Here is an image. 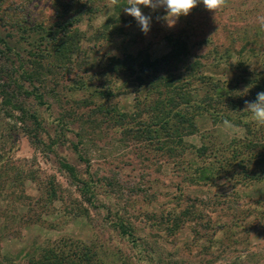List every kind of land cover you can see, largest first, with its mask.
Returning a JSON list of instances; mask_svg holds the SVG:
<instances>
[{
    "label": "rangeland",
    "instance_id": "1",
    "mask_svg": "<svg viewBox=\"0 0 264 264\" xmlns=\"http://www.w3.org/2000/svg\"><path fill=\"white\" fill-rule=\"evenodd\" d=\"M109 5L0 0V264L84 246L93 264H264L254 147L264 126L245 102H211L213 114L196 111L194 133L181 141L166 122L148 137L151 112L135 96L151 88L138 82L139 63L133 72L111 66L127 54L161 58L173 36L209 76L193 79L203 83L197 96L264 91V0H227L216 13L201 2L173 27L164 8L141 6L152 17L148 34L124 11L127 0ZM212 80L223 84L216 92ZM236 147L255 159L230 173Z\"/></svg>",
    "mask_w": 264,
    "mask_h": 264
},
{
    "label": "trees",
    "instance_id": "2",
    "mask_svg": "<svg viewBox=\"0 0 264 264\" xmlns=\"http://www.w3.org/2000/svg\"><path fill=\"white\" fill-rule=\"evenodd\" d=\"M0 41L3 40L0 38ZM168 44L171 47V50L161 58L151 59L146 56L138 62V57H133L131 54H127L123 61L114 58L113 65H111L116 72L121 73L123 69L130 70L131 72L135 71L139 63L141 75H138L137 77L138 82L139 84L146 86L148 84L151 88L143 94L138 93L135 96V103L140 105L145 112H151L149 119H152L153 121H148V125L145 124L146 128L144 129V131L149 132L147 133L148 137H155L159 129L164 128V122H166V126L169 125V136H176L181 141L184 135L194 133L196 127L194 122L195 115L203 112L211 113L209 107L204 106L206 103L212 104L211 102H214L216 104H221L222 106L231 105L237 107L238 105H242L249 97L257 95V91L255 93L252 92V95L249 96H247L245 92H230L231 95H225L224 93L219 95L207 91L204 96H197L201 85L206 83L205 79L209 78V76H207L208 74L204 72L200 62L194 61L187 63L190 52L188 47H186L184 40L172 36L169 37ZM24 74L31 82L39 79V76L36 77V75H38L36 73L25 71ZM193 79H199V81L201 80L204 82H201L198 86H191ZM212 81L213 90L216 92L223 84L218 81ZM258 85L261 84L259 83ZM258 85L256 86L258 87ZM171 91L174 92V94H171ZM191 91L194 92L192 93ZM3 92L6 94V100L11 103V99L7 96L6 89H3ZM155 94H157V97L153 99V95ZM152 102H154V104H151ZM15 107L17 108V106ZM196 111H198L197 114ZM152 114L156 115L152 116ZM127 116L128 114H123L124 119H126ZM123 122L120 123L121 125L125 124L126 130L134 127L130 121ZM245 126L247 131L250 132V126L248 124ZM153 127H155V129ZM169 147H172V145ZM254 147L255 149L261 147L256 156L257 159H259L258 163L262 167L258 171V177L260 176V172L264 171V143H259L254 145ZM246 155V151H241L239 147L233 149V155L231 158L236 160L237 164H235V166L237 168L232 169L230 173H235L240 169L247 171L246 165L250 159L253 157L255 159V155L250 158H247ZM221 161L224 167L228 163L223 159ZM64 165L70 169L72 173H75V169L70 165ZM65 253L66 255L62 254V252H50L49 255L44 254L46 261L39 259L36 264H63V262L65 264H93L92 262H94L93 258H90V250L85 246L83 247V251L79 249L75 253ZM69 256H71L70 258L75 256L78 261L72 262L71 260H68L67 257ZM99 262L100 260L95 263L98 264Z\"/></svg>",
    "mask_w": 264,
    "mask_h": 264
},
{
    "label": "clouds",
    "instance_id": "3",
    "mask_svg": "<svg viewBox=\"0 0 264 264\" xmlns=\"http://www.w3.org/2000/svg\"><path fill=\"white\" fill-rule=\"evenodd\" d=\"M201 2L207 10L213 13L222 10L227 5V0H127L124 11L135 18L143 33L148 34L152 17L145 15L141 6L152 10L164 8L166 16L163 19L168 27H173L181 16H187ZM117 3L118 0H110L109 6ZM245 103V110L250 113L251 121L258 126H264V91L258 92L254 101H245Z\"/></svg>",
    "mask_w": 264,
    "mask_h": 264
}]
</instances>
